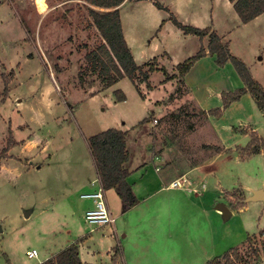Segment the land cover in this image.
<instances>
[{"label":"rangeland","instance_id":"374dc122","mask_svg":"<svg viewBox=\"0 0 264 264\" xmlns=\"http://www.w3.org/2000/svg\"><path fill=\"white\" fill-rule=\"evenodd\" d=\"M227 1L150 0L151 7L144 0H129L120 10L123 33L135 62L149 63L154 72L144 66L143 71L149 72L147 80L137 74L134 82L124 78L105 89L98 74L88 68L87 55L104 42L89 9L107 10L85 0H45V10L40 0H0V151L6 146L7 129L11 130V126L14 140L8 158L0 165V264H38L43 262L42 258L85 236L83 240L87 241L83 244L89 248L81 252L82 258L91 264H189L184 258L168 256L167 251L179 242L181 234L200 230L202 224L195 218L184 226L182 211L158 194L148 200L149 206L143 213L149 237L143 256L136 252L135 260L126 258L117 232L121 256L114 257V250L110 251L101 232L108 226L96 228L86 223L85 213L80 212L77 178L82 181L83 177H93L95 168L86 139L107 129L128 133L129 167L140 166L139 161H134L136 158L142 165H150V158L158 156L163 161L157 163L169 171L202 159L201 150H207L205 143H224L225 137L230 139L233 135L231 130L241 133L240 124H259L264 140V121L252 96L247 94L229 105L221 120V94L236 91L231 89V82L215 86V79L223 75L211 73L210 63L205 61L187 77L185 86L184 76L179 80L178 71L170 65L183 64L195 54L196 43H201L198 36L183 34L169 20L171 15L186 26L224 31L236 24L230 18L235 13L226 5ZM164 53L170 64L165 63ZM161 59L163 64L157 62ZM161 68L177 78L165 81ZM4 77L9 84L13 83L14 99H20L12 101L13 106L20 105L19 113L7 102L4 104ZM122 96L125 101L118 99ZM217 109H221L219 117L207 114ZM199 110L206 112L212 127L218 126L216 132L221 123L228 125V130L223 131L227 136L221 135V143L204 124L199 125ZM174 163L176 168L171 167ZM78 169L79 175L75 173ZM226 169L227 187L233 186L229 185L232 181H237L236 187L240 189L264 186V156L243 164L228 161ZM133 175L132 181L139 182L141 173ZM241 191H227L223 201L229 205L237 197H245ZM245 203L235 208L229 205L233 210L243 207L242 212L235 211L224 222L229 246L241 244L234 243V238L236 234L240 237L242 227L243 232L249 229L248 233L264 228V205ZM24 210H33L31 216L25 218ZM155 210L156 216L152 212ZM139 215V210L123 218L119 215L118 219L112 214L114 223L109 228L117 223L122 232L138 233L140 228L134 223ZM216 231L222 235L220 224ZM129 235L131 240L136 234ZM247 239L250 242L246 240L233 248L236 251L225 252L229 253V262L222 252L214 259L218 264H264V236L256 234ZM33 249L37 251L36 258L27 255ZM207 256L206 250H202L196 264Z\"/></svg>","mask_w":264,"mask_h":264},{"label":"crops","instance_id":"0c3cea01","mask_svg":"<svg viewBox=\"0 0 264 264\" xmlns=\"http://www.w3.org/2000/svg\"><path fill=\"white\" fill-rule=\"evenodd\" d=\"M144 1H147V3L151 7H153L151 5L152 2H150V0H144ZM127 3L128 1L126 2L125 0L123 4H121V7L119 8V12L121 8L124 7ZM226 5L229 6V8L233 9V5L230 2L227 1ZM99 9H102V8H99ZM104 10H107V9H104ZM234 13L235 15L231 14L230 18L236 22L235 26H233L230 29H225L224 31H217L218 29H215L213 31L219 36L222 43L228 45L230 53L245 63L253 79L256 80L264 88V13L257 16L256 18H254L253 20H251L250 22L246 24L240 21L235 11ZM120 20H121V25H122L121 14H120ZM164 22H167V21H164ZM162 25L163 24H161L160 27ZM259 30L261 32L257 35ZM122 31H123V27H122ZM253 33H256V34H253ZM123 35H124V38L126 40L128 47L130 48L128 41L125 37V33H123ZM200 40H201V43H196L195 54L199 51L201 46H203L207 50V45H208L207 42H209V38L206 36ZM164 54H162V57L164 56L167 57V60H165L166 61L165 63L170 64V58L168 57L166 53ZM205 61L210 63L209 65L211 67V70H210L211 73L214 71V72L221 73L223 75V77H219L218 79H215V86L220 87L224 83L227 84L228 82H231V86H230L231 89H235V90L240 89L245 86L242 80L240 79L239 75L235 71L234 67L231 66L229 62L226 63L223 67H219L215 63V57L211 55L210 53H208L207 51H206L205 56H203L202 58L194 62V64L191 66L188 72L184 74V82H183L184 84L183 85L188 86L187 83L185 82L187 77H189L192 74V72H194V70L196 69L199 70L202 64L205 63ZM157 62L163 64V59ZM143 64H147V62ZM137 65H142V64H137ZM170 65L171 67L176 68L178 64L176 65L175 63L173 65L172 64ZM12 85L13 83L11 81L9 84L10 91H9V94L4 104L7 102L9 105H11V107H14L13 111L16 110V112L19 113L20 105L13 106L12 104V101L15 98V95L13 94ZM235 87H237V89ZM191 92L192 90L189 87L188 93L191 94ZM247 94L252 96L250 93H245L242 97L246 96ZM14 101L20 102V99H14ZM235 103L236 102L232 103L231 106ZM229 108H226L223 110L221 120L225 118L227 114V109ZM203 112L204 111L199 110V112L197 113L196 111V114H198L199 117L202 118L201 121L199 120L201 124L199 123L198 124L199 125L204 124L203 126H205L207 130L211 131V133L215 135V139L217 141L219 139V142L221 143V135L227 136L223 134V131L228 130V125L226 123H223V124L221 123L220 130L216 132V128L218 126L213 125L214 127H212V125L208 123L207 121V118H208L207 115L204 114ZM260 112H261V116L264 121V114L261 110ZM8 122L10 123L9 119H8ZM240 125L243 126V129H241V133H235L231 130L233 135H231L230 139H227L225 137L224 143H221V144H213L211 142L205 143L206 147L214 146V147L219 148L220 149L219 152L213 148H207V150H201L203 158L196 162L191 163L190 165L183 167L182 169H174V171L173 170L169 171V169H166V167H164L162 164L160 165V163H157L159 161L161 162L163 161V158L158 157V156H153L150 158L149 162H150L151 167L150 165H146L148 162L146 163L143 162V165H142L139 158H136L134 161H139L140 166H138L137 168H132V167H129L128 165L129 160H128L127 163L124 164V167L128 171L127 182L131 186V189L135 197L138 200L137 205L134 208L125 211L114 189H109V190L104 191L105 201H106V205L110 213L113 214V216H115L116 219H118L119 215H120L119 218H123V216L125 217L130 212L139 210L140 212V215L138 216L139 220L136 221L134 224L139 226L140 232L138 233H133L131 231L122 232L121 231L122 228L120 224L118 225L117 223L113 227H110V228L105 227V229L101 231L103 234L102 237L103 238L106 237L104 241L109 243L110 251L112 250L111 252H113L114 248L116 247L114 243L116 244L119 243V240L117 239L118 238L117 232H119L121 244L124 243L123 251H124L125 257L128 259H133V254L136 252H139V254L143 256V250H147V238H149L147 237L148 230L145 228L146 222L143 221V213L146 212L149 206V204H147L148 200L158 194H161V195L163 194V196H161L163 200H167V202L170 201V203L175 204L176 208L182 211L183 215L181 218L184 219V226L188 225L190 221H193V218L196 219L195 220L196 222H199L202 224V227L196 233H191V231H189L188 233L181 234L179 236V242L176 244H173L170 247V251L169 250L167 251L168 256L170 255L177 256V258L181 257V258H184L189 264H196L195 261L199 260V257H201L202 250H206V253L208 254L207 258H202V261L198 263V264H206L207 262L213 260L214 258L220 257L221 252L224 254L230 249L238 248L240 245H242L247 240V238H251L252 236L256 234H259V232L263 230L264 228L258 230L256 233H248L249 229H245L244 232L246 233V236L245 238H243L244 232H243V227H242L240 237L238 238L236 234L234 238L235 239L234 243H236V241L241 242L240 245L235 244L236 246H229L230 245L228 244L229 237H227L225 234L227 227L224 222H227L233 216L235 211L242 212L243 207L242 208L237 207L238 210L231 209L230 206L223 201V199L225 200L224 194L227 191L233 192L236 190H242L241 192L247 198L250 195H252L253 191L262 189V188H256V189L251 188L250 190L247 188L240 189L236 187L237 181H232L231 184H229V185L233 184V186L231 187L226 186L227 185L226 177H228V175H226L227 174L226 164L228 163V161H234L237 164L238 163L243 164L247 160L252 159L254 157L258 158V157L264 156V150L262 148H259V151L256 153H249V154L246 152L240 151L241 148H245L247 144L250 142L251 138L249 134L254 133L260 139H262V136L259 133L261 126L259 124H252V125L251 124H240ZM23 127L19 126L18 128H23ZM7 131H9V128L7 129ZM11 132H13L12 126H11ZM128 138L129 137L127 133L126 146H127V150L129 153L130 148H129ZM208 150L211 151L209 154L206 153V151L209 152ZM129 159H130V154H129ZM4 160L5 159L0 160V165H1V162H4ZM142 166L143 168L141 169ZM38 167L41 168V165H39ZM146 167H148L147 168L148 170L144 169ZM171 167L176 168L175 163ZM156 168H159V171H157ZM75 173L76 174L78 173L79 175L80 169H78V171H76ZM94 173H95V170H94ZM94 173H93L94 178L93 177H90V178L83 177L82 181L78 180L77 178L78 193H79V198H80L79 202H80V207H81L80 212H82V214L85 213L88 209H91L93 207L92 200L88 198H83V195L96 190L97 186L95 184V180H97V176L96 175L94 176ZM136 173L138 174L141 173L139 182L132 181L133 176H134L133 174H136ZM84 178H87V179L84 180ZM176 179H179L183 183L189 184V186L187 188H170L168 186L169 183ZM250 202L258 203L257 206L259 207H261V205L259 204L264 205V201H261V200L246 201L245 204H248ZM219 204L225 205L227 209L229 210V214L226 217L221 213V211H219V209H217ZM262 209L264 208L262 207ZM32 211L33 210H24L23 211L24 215L25 216L27 215L26 217L25 216L24 217L25 218L30 217ZM152 212H154L156 216L158 211L155 210ZM219 224L223 231L222 235L219 233L217 234V231H216V228ZM247 225L248 224L244 226L246 227ZM129 234H136V235H134L132 239L129 240V237H130ZM85 237L76 240L74 243L78 244V255H79L81 262L83 264H91V262H87L86 260H84V258H82L83 256L82 253L84 252V249L88 247V246L85 247L84 246L85 244H83L87 241V239L83 240ZM207 238H208V241H207ZM74 243H71V244H74ZM69 245L70 244H68L67 246ZM63 249H61L60 251H62ZM29 252H27V255ZM57 253L58 252H53L49 254L48 256L42 258L41 261H45ZM92 258H93V252H90L89 260H92Z\"/></svg>","mask_w":264,"mask_h":264},{"label":"trees","instance_id":"16d2710c","mask_svg":"<svg viewBox=\"0 0 264 264\" xmlns=\"http://www.w3.org/2000/svg\"><path fill=\"white\" fill-rule=\"evenodd\" d=\"M88 4L102 9H109L106 12H100L95 9H89V15L93 19V24L100 33L103 43L98 46L95 51L87 55L88 68L91 72L97 73L103 88H109L116 84L121 79L127 78L134 82L137 74L143 76L144 80L149 77V72H154L152 67L147 64L137 65L130 48L128 47L123 35L122 25L120 20L119 8L125 0H85ZM129 0H126V2ZM233 9L239 17L240 21L244 24L250 22L257 16L264 13V0H228ZM158 9L163 7L154 3ZM169 20L183 32L185 35H196L200 39L204 37L209 38L207 50L203 46L199 51L183 64H178L176 70L178 71L179 79L184 76L191 68V66L198 59L205 56L206 51L215 57V63L219 67H223L226 63H230L240 79L244 83V87L237 89L234 92L222 93V110L227 108L233 102H237L245 93H250L264 114V88L253 79L247 66L239 58L230 53L227 44L221 42L219 36L206 27L203 29L186 26L181 24L173 15ZM149 67V72H144L143 67ZM165 75V81L177 78L174 75H167L164 68H161ZM5 88L4 95H8L9 81L4 77ZM118 99L125 100L124 97ZM206 114V112H203ZM207 114H213L217 117L221 114V109L209 111ZM9 137L6 146L0 151V160L8 158V150L14 146L11 130L9 129ZM127 133L122 130L107 129L101 133L90 136L86 139L87 148L89 150L92 162L96 171L97 179L103 190L114 189L120 198L123 209L125 211L133 208L138 200L135 197L131 186L127 182L128 171L124 164L129 160V153L126 146ZM250 142L245 148L240 151L246 153H256L259 148L264 150V141L254 133L250 135ZM213 148L219 152L217 147ZM245 197H237L234 203L229 204L233 208L243 205ZM259 235L264 236V229L259 232ZM248 242L249 239H247ZM234 250V249H233ZM236 251V250H234ZM261 254L264 259V244L261 248ZM121 256L119 244L114 248V257ZM223 258L229 262V253H225ZM39 264H83L78 255V244H70L62 251ZM206 264H218L217 259L211 260Z\"/></svg>","mask_w":264,"mask_h":264},{"label":"built area","instance_id":"2783aa9c","mask_svg":"<svg viewBox=\"0 0 264 264\" xmlns=\"http://www.w3.org/2000/svg\"><path fill=\"white\" fill-rule=\"evenodd\" d=\"M156 122L157 120L154 121V124ZM156 170L158 171L159 168H156ZM95 184L97 186L96 190L83 195V198L91 199L93 202V207L85 212L84 220L86 223L93 225L96 228L112 226L114 223V218L112 217V214L106 205L105 192L98 179L95 180ZM168 186L170 188H187L189 184L183 183L179 179H176L170 182ZM28 256L30 258H36L38 256L37 251L34 249L31 250L28 253Z\"/></svg>","mask_w":264,"mask_h":264},{"label":"water","instance_id":"95a60500","mask_svg":"<svg viewBox=\"0 0 264 264\" xmlns=\"http://www.w3.org/2000/svg\"><path fill=\"white\" fill-rule=\"evenodd\" d=\"M256 200H261L264 201V186L262 189L256 190L252 192V195H250L249 197L245 198V202L246 201H256ZM217 209H219V211H221V213L226 217L229 214V210L227 209V207L223 204H219Z\"/></svg>","mask_w":264,"mask_h":264},{"label":"bare ground","instance_id":"6f19581e","mask_svg":"<svg viewBox=\"0 0 264 264\" xmlns=\"http://www.w3.org/2000/svg\"><path fill=\"white\" fill-rule=\"evenodd\" d=\"M40 5H41V7H42L43 10L46 9V2H45V0H40Z\"/></svg>","mask_w":264,"mask_h":264}]
</instances>
